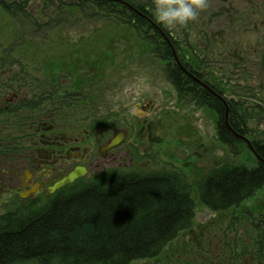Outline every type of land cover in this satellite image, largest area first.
Listing matches in <instances>:
<instances>
[{
    "label": "flooded vegetation",
    "instance_id": "obj_1",
    "mask_svg": "<svg viewBox=\"0 0 264 264\" xmlns=\"http://www.w3.org/2000/svg\"><path fill=\"white\" fill-rule=\"evenodd\" d=\"M7 1L29 6H95L98 8L95 14L71 16L66 13L61 18H95L122 23L132 29L128 33L135 40L129 42L128 38H119L130 47L142 50V58L134 64L136 67L129 71L126 66L125 72L118 76L127 81L120 83V86L119 83L113 84L112 94L116 93L115 97H118L115 102L122 103L123 108L111 113L113 118L109 119L106 127L93 128L90 125V128L87 127L85 116L80 112L76 115L74 111L76 107H83L84 100L88 99L87 81L94 87V106L102 107L104 70L97 72L95 68L90 69L89 64L90 71L84 73L82 67L70 63L63 52L55 51L54 44L64 43L63 40L67 38L55 36L53 31L40 33L42 38L47 39L51 51H48L45 61L32 66L29 72L21 65L18 67L17 63L5 62V52L0 54V192H14L12 196L18 203L48 199L66 187L106 174L109 166L111 169L117 168L121 160L129 156L131 149L128 146H143L137 142V138L145 141V134L149 136L153 128L149 119L152 104L150 100L145 101V53L153 54L161 62L164 78L166 74L169 75V69H176L183 76V82L190 81L205 90L209 101L216 98L225 104V98L210 80V74L201 71L203 66L207 67L203 63L204 54L212 52V41L209 39L224 37L233 24L248 21L253 23L256 33L264 38V0H207V7L200 11L196 20L189 22L203 23L192 25V28L201 29V32H197L201 34V47H192L183 41L181 32L157 23L150 12L154 6L153 0H0V6L3 7ZM103 6L114 8L108 10ZM97 57L95 62L99 66L102 58ZM81 58L77 56L82 62ZM135 80L138 83L133 86ZM173 87L176 91L174 102L186 106L192 101L183 98L175 84ZM199 107L205 109V113L212 117L211 122L217 124L214 119L216 112L210 103ZM92 110L96 113L94 107L88 111ZM224 123L229 130L225 119ZM117 137L121 140L116 147L103 150ZM78 166L86 168L84 176L52 194L47 191L48 187ZM182 235L181 239H175L164 250L166 260L175 258L171 263L196 264L199 258H204L197 251L208 244L205 239L207 227L199 231L193 227ZM159 256L151 261H159ZM157 264H163V261Z\"/></svg>",
    "mask_w": 264,
    "mask_h": 264
},
{
    "label": "rangeland",
    "instance_id": "obj_2",
    "mask_svg": "<svg viewBox=\"0 0 264 264\" xmlns=\"http://www.w3.org/2000/svg\"><path fill=\"white\" fill-rule=\"evenodd\" d=\"M91 12L94 13L93 10ZM66 13L71 16L86 15L81 9L72 11L67 7L60 9L54 6H30L31 20L37 22L32 25L29 23L32 22L30 18L15 17L0 6V54L5 52V62L17 63L18 67L21 65L22 69L29 72L32 66L45 61L48 51H51L47 39L42 38L40 33L53 31L55 36L67 38L63 40L64 43L56 42L54 50L63 52L69 62L81 66L84 73L92 68L97 72L104 70L101 82L104 92L102 107L101 104L100 109L94 106V87L87 81L88 99L82 102L83 107H76L74 112H77L76 115L80 112L85 116L88 128V125L91 128L106 127L109 119L113 118L111 113L123 108L122 103L115 102L118 97H115L116 93L112 94L113 84L119 83L120 86V83L127 81L125 78L119 79L118 76L125 72L124 67L128 66L129 71L136 67L134 64L142 58V50L130 47L119 38H128L129 42L135 40L128 33L132 29L122 23H110L95 18L62 19ZM45 22L49 23L47 28ZM195 24L203 25L201 22L188 23L171 30L181 32L183 41L192 47H201V34L197 33L201 29L192 28ZM252 24L249 21L235 23L224 37L209 39L212 41V52L204 54L203 63L207 67L203 66L201 71L210 74V80L219 88L227 103L235 104L239 114L248 119L250 141H264V38L256 33ZM77 56L78 59L82 57V62ZM97 56L102 58L99 66L95 62ZM195 57L198 58V55L195 54ZM111 66L113 68H109ZM145 70V101L150 100L152 104L149 119L153 128L149 136L145 134V141L137 138V142L143 146H128L131 149L129 156L121 160L119 167L111 169L109 166L107 172L150 173L178 167L195 186L193 227L196 231L207 227L205 239L208 244L197 251L204 258H199L196 264H259L264 261V185L238 208L224 213L209 209L196 190L197 184L212 168L234 161H248L253 165L256 163L254 154L247 145L240 143L236 147L239 154L235 155L220 140L215 121L211 122L212 117L196 101L192 100L186 106L174 102L176 91L173 84L167 74L164 78L161 62L151 53H145ZM117 78L118 81H115ZM137 83L135 80L133 86ZM93 107L96 113L94 110L88 111ZM215 117L214 113V119ZM13 193L1 190L0 214L9 210V206L17 204ZM36 202L42 206L46 199H37ZM182 234L179 239L183 237ZM158 260H134L129 264H157L160 261L163 264H174L171 262L175 258L166 260L163 251Z\"/></svg>",
    "mask_w": 264,
    "mask_h": 264
},
{
    "label": "trees",
    "instance_id": "obj_3",
    "mask_svg": "<svg viewBox=\"0 0 264 264\" xmlns=\"http://www.w3.org/2000/svg\"><path fill=\"white\" fill-rule=\"evenodd\" d=\"M3 7L15 17L32 19L29 5L7 1ZM67 8L86 15L98 9ZM45 24L47 28L49 23ZM168 77L183 98L214 107L218 136L238 155L237 144H247L226 128V105L216 98L209 101L205 90L183 82L176 69H169ZM228 106L229 125L248 137V119L235 104ZM251 142L256 163L216 166L198 183L201 201L213 212L235 210L264 185V141ZM194 187L178 167L150 173L110 171L66 187L42 206L36 201L17 202L0 214V264H129L154 259L193 228Z\"/></svg>",
    "mask_w": 264,
    "mask_h": 264
},
{
    "label": "clouds",
    "instance_id": "obj_4",
    "mask_svg": "<svg viewBox=\"0 0 264 264\" xmlns=\"http://www.w3.org/2000/svg\"><path fill=\"white\" fill-rule=\"evenodd\" d=\"M150 12L154 20L171 30L194 21L207 7V0H153Z\"/></svg>",
    "mask_w": 264,
    "mask_h": 264
},
{
    "label": "water",
    "instance_id": "obj_5",
    "mask_svg": "<svg viewBox=\"0 0 264 264\" xmlns=\"http://www.w3.org/2000/svg\"><path fill=\"white\" fill-rule=\"evenodd\" d=\"M228 114H229V107L226 103V111H225V122L228 126V128L240 139L244 140L250 150L254 153V147L251 144V142L248 140V138H246L244 135H241L239 133H237L229 124H228ZM120 138H115L113 140L110 141L109 146H106L103 150L108 149V148H113L116 147L115 145L118 144V142L120 141ZM86 173V168L78 166L76 167L74 170L70 171L67 175H64L60 180H58L57 182H55L52 186L47 188V191L52 194L55 191H57L58 189H60L63 186L69 185L71 183H73L78 177L84 176Z\"/></svg>",
    "mask_w": 264,
    "mask_h": 264
}]
</instances>
